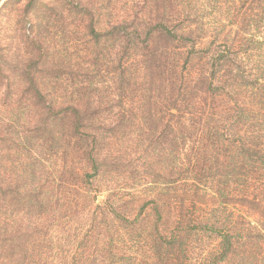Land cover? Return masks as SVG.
Wrapping results in <instances>:
<instances>
[{
  "label": "trees",
  "instance_id": "1",
  "mask_svg": "<svg viewBox=\"0 0 264 264\" xmlns=\"http://www.w3.org/2000/svg\"><path fill=\"white\" fill-rule=\"evenodd\" d=\"M1 1L22 5L15 30L36 48L51 21L85 7ZM207 1V27L203 7L179 14L190 0H109L106 30L89 12V41L109 42L106 107H93L92 93L80 100L77 82L41 89L27 73L41 151L31 156V207L61 225L64 264H264V0ZM39 4L47 13L34 18ZM121 140L101 159L102 145ZM110 173L130 186L107 188Z\"/></svg>",
  "mask_w": 264,
  "mask_h": 264
},
{
  "label": "rangeland",
  "instance_id": "2",
  "mask_svg": "<svg viewBox=\"0 0 264 264\" xmlns=\"http://www.w3.org/2000/svg\"><path fill=\"white\" fill-rule=\"evenodd\" d=\"M44 1L50 2V0ZM51 1L56 6V11L68 8V6L63 7L65 3L63 0ZM190 1L193 6L183 5L179 14L181 16L188 14L189 10L196 5L203 7L200 11L211 14L203 20L207 27L211 18L215 16L211 11V3L207 4V0ZM82 2L85 7L80 10V13L85 17L78 12H73V8L72 12L66 10L67 17L64 16L62 20L58 18L61 22H50L49 35L44 33L47 39L41 42L40 48H36L38 41L24 43L23 33L15 30L17 12L22 5H2L3 2H0V11L4 10L0 17V27L5 26L4 30H0V264H64L63 256L66 247L62 238L61 225L58 220H55L54 225L49 213L44 212L42 216L36 215L34 208L31 207L35 202V197H31V156L32 151L36 153L41 151H38V148L31 143V128L34 124L32 107L29 106L32 95L30 94L31 85L28 87L27 83V73L31 72L41 89L48 86L53 88L58 83L63 86L57 88L61 92L67 84H70V81L77 82L80 100L86 102L88 93H92L94 96L97 95L94 97L93 107L99 102L103 107L107 106L109 102V92L106 91L109 85V42H103V38L96 44L91 43L87 34L91 24L89 12L94 14V22L102 30H106L109 26V0H82ZM42 7V4L37 6L36 13L32 14L34 18L47 13V10ZM136 9L138 7L133 8V10ZM167 10L170 11V5ZM129 13L132 11L130 10ZM220 15L221 12H216L217 17ZM51 16L53 17V12ZM193 28L190 29L193 31ZM210 32L211 29L204 30L202 42L210 40ZM196 34H201V31L196 29L194 35ZM8 48L11 49L10 55L7 53ZM182 48L179 47V50L183 51ZM197 68H199L198 65ZM54 75L60 76L58 81L53 77ZM91 82L95 87L90 85ZM20 96L24 97L21 105L17 103ZM88 127H95L98 134L100 129L98 124L85 122L80 128L87 130ZM82 133L84 134L83 131ZM126 142L121 140L115 144L102 145V153L99 156L105 160L111 158L113 150L124 148ZM79 145L81 148L85 147L84 142H79ZM105 153L109 154V157ZM136 156L133 154L131 159ZM42 169L44 172L47 170V168ZM117 175L114 173L107 175V178L102 180V183L105 182L103 185L109 188V179H111L112 186H130V177L123 179L120 174ZM40 180L48 181L49 177L44 175ZM104 195L105 193H102L99 200L105 198ZM129 197L125 198L129 199ZM35 210L38 211L37 208Z\"/></svg>",
  "mask_w": 264,
  "mask_h": 264
}]
</instances>
